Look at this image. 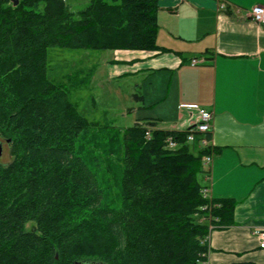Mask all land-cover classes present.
Wrapping results in <instances>:
<instances>
[{
    "label": "trees",
    "instance_id": "1",
    "mask_svg": "<svg viewBox=\"0 0 264 264\" xmlns=\"http://www.w3.org/2000/svg\"><path fill=\"white\" fill-rule=\"evenodd\" d=\"M158 8L0 0V140L10 155L0 159V264L206 260L210 227L228 223L236 203L204 194V157L215 148L155 120L99 125L48 75L51 47L156 49ZM169 136L177 148L166 147Z\"/></svg>",
    "mask_w": 264,
    "mask_h": 264
},
{
    "label": "crops",
    "instance_id": "2",
    "mask_svg": "<svg viewBox=\"0 0 264 264\" xmlns=\"http://www.w3.org/2000/svg\"><path fill=\"white\" fill-rule=\"evenodd\" d=\"M258 4L158 0V47L109 50L103 63L135 96L134 123L185 131L197 111L181 105L213 113L208 196L236 203L229 222L210 230L208 264H264L255 234L264 228V24L251 18Z\"/></svg>",
    "mask_w": 264,
    "mask_h": 264
},
{
    "label": "rangeland",
    "instance_id": "3",
    "mask_svg": "<svg viewBox=\"0 0 264 264\" xmlns=\"http://www.w3.org/2000/svg\"><path fill=\"white\" fill-rule=\"evenodd\" d=\"M68 2L72 9L78 10L85 6L87 0ZM110 52L103 49L51 47L48 50V75L69 89L70 99L88 119L102 126L121 129L134 124L137 109L132 111L131 107L137 100L133 94H127L126 80L113 79L107 73V65L105 67L103 63ZM3 146L2 161H8V146L6 143ZM34 225L29 222L26 228L31 229Z\"/></svg>",
    "mask_w": 264,
    "mask_h": 264
},
{
    "label": "built area",
    "instance_id": "4",
    "mask_svg": "<svg viewBox=\"0 0 264 264\" xmlns=\"http://www.w3.org/2000/svg\"><path fill=\"white\" fill-rule=\"evenodd\" d=\"M251 18L257 23L264 24V5H260V4L255 5L251 10ZM202 62H204L203 58H193L191 60V63L193 65L200 64ZM181 106L184 108L194 109L197 111V119L192 124V126L188 129L187 140L191 142L196 138L197 134H201L200 146L211 145L206 135L208 133H211V130H212L213 113L210 110L203 108L197 104H187V105H181ZM150 134H151V131L147 130L146 136L149 137ZM178 145H179L178 142L175 141L172 136H169L166 139L167 148L175 149L178 147ZM212 159H213L212 153L206 155L205 164L208 166L209 163L212 161ZM203 191H204V194L208 196V187L204 188ZM255 234L258 237L261 248L264 249V228L256 230ZM203 264H208L207 259L203 262Z\"/></svg>",
    "mask_w": 264,
    "mask_h": 264
},
{
    "label": "water",
    "instance_id": "5",
    "mask_svg": "<svg viewBox=\"0 0 264 264\" xmlns=\"http://www.w3.org/2000/svg\"><path fill=\"white\" fill-rule=\"evenodd\" d=\"M18 2V0H15V3ZM3 142L0 140V159L3 155V151H4V146H3Z\"/></svg>",
    "mask_w": 264,
    "mask_h": 264
},
{
    "label": "bare ground",
    "instance_id": "6",
    "mask_svg": "<svg viewBox=\"0 0 264 264\" xmlns=\"http://www.w3.org/2000/svg\"><path fill=\"white\" fill-rule=\"evenodd\" d=\"M87 260V259H86Z\"/></svg>",
    "mask_w": 264,
    "mask_h": 264
}]
</instances>
